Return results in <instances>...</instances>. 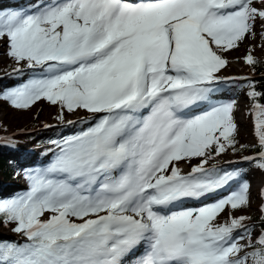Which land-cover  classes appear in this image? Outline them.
<instances>
[{"label":"snow or ice","instance_id":"6c2138e0","mask_svg":"<svg viewBox=\"0 0 264 264\" xmlns=\"http://www.w3.org/2000/svg\"><path fill=\"white\" fill-rule=\"evenodd\" d=\"M258 21L264 0H39L0 10L13 71L32 72L0 99L17 109L46 100L58 119L77 110L94 119L52 141L54 159L25 170L26 191L0 199V222L25 238L0 241V264H264V227L255 233L251 217L231 214L219 222L250 205L246 181L183 207L238 182L239 170L205 167L239 150L234 102L214 103L213 85L234 79L218 75L224 54ZM243 59L255 69L252 49ZM240 79L258 140L244 159L264 170L262 94ZM193 158L184 173L179 163Z\"/></svg>","mask_w":264,"mask_h":264},{"label":"rangeland","instance_id":"374dc122","mask_svg":"<svg viewBox=\"0 0 264 264\" xmlns=\"http://www.w3.org/2000/svg\"><path fill=\"white\" fill-rule=\"evenodd\" d=\"M258 24H259V26H256V28H255L256 34L254 36L249 35L245 40H243L239 44V46L237 48L229 50L228 52H226L224 54V57L228 60V64L226 65V68H229L231 70V72H235V73H239V74L244 73V75H242L243 78L244 77H250L249 72H248V65L244 62V59H243L244 56L248 54L249 49L253 50L254 56H259L262 53L263 45H261V43H260V38H261V33H264V27H261V23L259 21H258ZM2 42L3 41H0V43H2ZM0 63H2L4 66L10 65V64H14L15 66H17L16 63L10 57H8L6 53L0 54ZM21 67H23V69H24L26 66H21ZM14 74L18 75L17 73H14ZM31 75L32 74L25 75L24 77H22V79H20L18 81L11 80V79L8 80V78H7V83H5L2 88H0V93H3L7 89H10L12 87H16V86L22 84ZM2 76L3 75L0 74V80L3 79ZM16 82H18V83H16ZM248 83H249L248 80L243 79V82H241L239 84L241 89H242L241 94L239 96L235 95L236 93L234 94V97H233L234 99H236L237 97H239V98H237V100H235V103H234L235 107H234V111H233V117H234V122L237 125L236 136L239 138V140L241 142L254 144L258 140H257V136L255 134V129H254V121H253V113H252L253 103L251 101V98L248 95V92H249L248 87H247ZM9 107L12 108L11 111H9ZM84 113H86L87 115L84 117H80V116L84 115ZM60 114H61V112H60L59 106L58 105H52L46 100H39L28 109H17V108L12 107L8 101L0 99V121L3 123L2 127L4 130L0 133V138L2 135H7L10 132H12V134H16L18 132L16 135H14L12 137L15 140L17 138V136L20 134V130L29 129L30 124L33 122V119H35L37 117L42 121V124L44 126L47 125V128H49V129L69 124L68 122L71 120H69L68 122H65V123H62V122L66 121L67 119L74 118V115H76L78 117L75 120L74 124L78 123V121H82V125H80V128H83L85 125L89 126L88 123H83V121L87 120L91 123L93 120V117H91L92 114L87 113L86 111L79 112L77 110L75 112L63 113V120L58 119ZM89 117L92 119H89ZM80 118H82V119H80ZM42 124L38 128L43 129L44 126ZM78 132H79V128L77 130H73V131L70 130V132L66 131V133L69 136L74 135ZM68 135H66V137ZM61 138H62V136H61ZM63 138H65V137H63ZM62 139H60V140H62ZM6 142H7V144H9V141H6ZM32 144L28 143V142H22L21 146H23V148H25L26 145H32ZM34 151L36 153L41 152V154H39L40 156H42V154L44 156H47V154H48L47 158L49 159V161L44 163V165H40L41 162H39L38 165H36V166L20 167L19 175L22 179V183H20V187H19L18 191L19 190L23 191V189H22L23 187H25L24 191H26L28 188V181L26 179L25 170H33L36 168H42V167L47 166L54 159V155L58 151V149H57V146L55 144H51V146H48V147H47V145L44 147L43 146H37L36 148H34ZM244 157H245V155L237 157V156L232 155L231 152L226 151V152L222 153L220 156L215 157V159L211 160V162H213V161L219 162V161H223V160H237V159H239V160H243V162L246 163V160H244ZM248 162L249 163L247 164L248 165L247 171L244 172V173H246L244 175L245 178L242 176L244 173L240 174L238 177L240 179L238 180L237 183H233L231 185V187L225 188L226 191L224 190L221 194L214 196L211 199H206L205 201L201 202L200 204L196 205L195 207L203 206L206 202H209V201L214 200V199L219 200L220 198L226 197L227 195L230 194L231 191H234L238 188L239 183H243L246 181L250 186V189H249V199H250L249 212H252V213L259 212L260 209L258 208V204L260 202V190H261L262 185L264 184V170H261L258 167H256V165L252 161H248ZM180 164H182L183 167L186 168L183 161L180 162ZM247 165H245V166L247 167ZM236 166L237 165H235L233 163V164H228V165H222L219 168L228 171L231 169H235ZM13 188H14L15 193H16L17 187L15 186ZM23 192H21V193H23ZM11 197H13V196H10L7 198H11ZM0 199H5V198H3L0 195ZM231 213L232 212H228V214H231ZM228 214L227 213L225 214V212H223L219 217V222H221L225 216H228ZM45 218H47V216ZM13 227H14V225H12V224H9L7 226L6 225L2 226V227H0V233L11 234ZM254 232L259 233V230L254 229Z\"/></svg>","mask_w":264,"mask_h":264},{"label":"trees","instance_id":"16d2710c","mask_svg":"<svg viewBox=\"0 0 264 264\" xmlns=\"http://www.w3.org/2000/svg\"><path fill=\"white\" fill-rule=\"evenodd\" d=\"M260 43L263 45L262 47V53L259 56H255L258 63L255 66V69H253L252 66L248 65V72L249 75H251V81L255 84V90L262 95L257 98V102L264 104V38H260ZM14 64L10 65H3L0 63V74L3 75V79L0 80V88L3 87L5 83H7V78L9 79H16L18 77L23 76V73H19L18 75L10 73V70L14 68ZM251 101H253L251 99ZM12 108L9 107V111H11ZM3 123L0 121V132L3 130ZM42 124V121L37 117L33 119V122L30 124L31 131L29 132H22L20 133L16 141H24L28 143L33 144H41V145H49L52 143V141H58L60 134L65 132L66 130H77L80 129V125H82V121H78L76 124H72L68 127H64L63 125L60 127H55L51 129H41L38 128ZM236 135V134H235ZM237 141V149L238 151H232V155L234 156H243L248 153H256L258 151V141L254 144H249L245 142H241L239 138L236 136ZM241 145L246 146L245 148H240ZM30 151V152H29ZM29 151H27L25 148L22 150H4L3 152H0V189L2 188H10L11 184H17L22 183L21 177H18L20 166L18 164V160H23L25 158H29L32 155L33 149L31 148ZM249 162H243L235 168V170H239V173L241 174L243 171L247 170ZM247 165V167L245 165ZM264 206V186L262 188L261 194H260V202L258 204V208L261 209V207ZM234 216H247L251 217L250 220L246 221V223L255 225L254 229L261 230V227H264V222L261 221V211L257 213L249 212V206L244 207L241 209L233 210L232 214ZM228 218H223L221 223L227 220ZM5 226L3 222H0V227ZM0 241H8V242H16V243H24L25 238L18 233H15L12 231L11 234H4L0 233Z\"/></svg>","mask_w":264,"mask_h":264},{"label":"bare ground","instance_id":"6f19581e","mask_svg":"<svg viewBox=\"0 0 264 264\" xmlns=\"http://www.w3.org/2000/svg\"><path fill=\"white\" fill-rule=\"evenodd\" d=\"M37 1H39V0H27V3L25 5V7H23V8L25 10H27L30 6L36 4ZM10 3H11L10 0H0V6L5 5L7 7H11ZM256 26H259L258 22L256 23L255 28H256ZM4 53H7V49L4 45V43L2 42V43H0V54H4ZM23 71L26 73V75H28L31 72V70L27 69L26 67L24 68ZM218 75L223 77V78H234V79H222L213 85V87L215 89V91L212 94L213 102L214 103H226V102H234L235 103V100H237V98H239L237 96H239L241 94V91H242V89L239 85L241 82H243V79H240V77H239L241 75L239 73L231 72V70L229 68H226V66L220 71V73H218ZM234 94L237 95L236 99L233 98ZM78 111L84 112V110H78ZM64 113H67V111H64ZM86 115L87 114L84 113V115H82L80 117H84ZM77 118L78 117L76 115H74V118L67 119L66 121H63L62 123L68 122L69 120L75 121ZM92 122H94V119L92 120ZM87 127H88V125H85L83 128H80L79 130L81 131L82 129L87 128ZM20 131L25 132L26 130L22 129ZM3 136L9 138V137L13 136V134H12V132H10L7 135H3ZM48 161H49V159L44 158V160L42 161V164H44ZM199 162H200V160L198 158H193L191 161L184 162V165L186 166V168L183 167V165L180 163H179L178 167L181 168L184 173H186V172L190 171L191 168L194 165H197ZM233 163L235 165H237L236 167H238V166H240V164L243 163V161L239 160V159H237V160H223V161H219V162H217V161L211 162L210 161L208 165H205V167H210L214 164L216 167L219 168L222 165H228V164H233ZM245 171H247V170H245ZM245 171H243L241 174H243ZM245 174L246 173H244L242 176L244 177ZM239 179L240 178H238V180ZM206 198L207 197L201 198L200 200L187 199V200H185L183 207L193 208L194 206H196L198 203H200L201 201H203Z\"/></svg>","mask_w":264,"mask_h":264}]
</instances>
